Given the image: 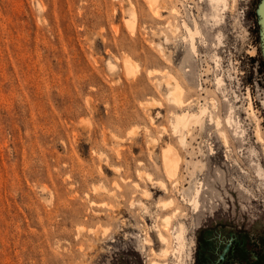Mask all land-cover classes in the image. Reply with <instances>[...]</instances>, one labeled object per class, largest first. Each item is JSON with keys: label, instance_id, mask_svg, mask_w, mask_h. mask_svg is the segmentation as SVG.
I'll list each match as a JSON object with an SVG mask.
<instances>
[{"label": "rangeland", "instance_id": "rangeland-1", "mask_svg": "<svg viewBox=\"0 0 264 264\" xmlns=\"http://www.w3.org/2000/svg\"><path fill=\"white\" fill-rule=\"evenodd\" d=\"M259 2L0 0V264H264Z\"/></svg>", "mask_w": 264, "mask_h": 264}, {"label": "bare ground", "instance_id": "bare-ground-1", "mask_svg": "<svg viewBox=\"0 0 264 264\" xmlns=\"http://www.w3.org/2000/svg\"><path fill=\"white\" fill-rule=\"evenodd\" d=\"M176 28L178 29V27H176ZM159 46L162 48L161 43H159ZM159 80H161V79H159ZM164 85L166 86V89H167L166 90V95H165L167 97L166 98L167 100L171 101L172 103H174V104H176L177 106H180V107H183V106H185L188 103H191V101H187V100L184 99V89H183L182 85L180 84L179 80L176 78V76H173V74L170 75L169 80H167L166 83L163 82V81L159 82V86L161 88H163ZM213 100H215V99L213 98ZM158 102L160 103V101L157 100V103ZM215 103H217V102H215ZM149 104L151 105V103H149ZM152 104H153V102H152ZM198 106H200V105H198ZM202 107L203 108L200 109V113L198 112V114L190 113V111H186L184 113H177L176 112L175 113V117H176V128H177V130H181L182 127H184V126L185 127H189L191 124H194L197 121H199L201 119V117L203 115L205 116V114H207V113H209L211 119L212 120H215L217 124H221L220 123V121H221V117L220 116H216L215 117L211 112L208 111V107H206V106L205 107L202 106ZM248 109L253 114V108H252L251 102L249 104V108ZM212 120H210V121H212ZM259 132H257V134H258V136L260 138V135H259L260 133ZM175 151L173 149H166L163 152V156L162 157H163V165L165 167V170H166L167 174L169 175L170 178H175V184H177L178 183L177 176H178V171H179L178 169L180 167L179 166L180 165V162L179 161H180V158L181 157H180V155L178 156ZM150 173L151 172H146L145 173V177L149 181H152L153 182L155 179L152 178V176H151ZM156 182H160L161 183V186L160 187L165 188V189L167 188L165 181H163V180H156L155 183ZM169 201L172 203L173 202V199L172 200H169ZM170 220H171V215L170 216L167 215L165 217V219L163 220L164 221V224L165 225L170 224L169 223ZM182 233H183L182 232V228L180 227V230L178 231L177 236H176L180 242H182L181 241L182 240V237H183ZM158 235H159L160 240L166 245L165 248L163 249V254H166L168 252V250H169L168 249V241H169V238L164 233V230L161 227L158 228ZM156 262H158V261H156ZM158 264H161V263L158 262Z\"/></svg>", "mask_w": 264, "mask_h": 264}, {"label": "water", "instance_id": "water-1", "mask_svg": "<svg viewBox=\"0 0 264 264\" xmlns=\"http://www.w3.org/2000/svg\"><path fill=\"white\" fill-rule=\"evenodd\" d=\"M256 13L259 27L260 51L264 58V0H260L258 3Z\"/></svg>", "mask_w": 264, "mask_h": 264}]
</instances>
